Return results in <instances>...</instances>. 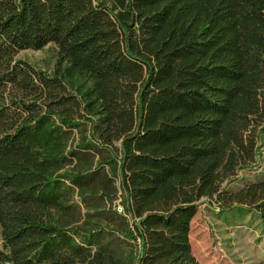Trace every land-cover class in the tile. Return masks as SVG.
<instances>
[{"label":"trees","instance_id":"obj_1","mask_svg":"<svg viewBox=\"0 0 264 264\" xmlns=\"http://www.w3.org/2000/svg\"><path fill=\"white\" fill-rule=\"evenodd\" d=\"M263 146L264 0H0V264H200L203 198L264 231L222 188Z\"/></svg>","mask_w":264,"mask_h":264},{"label":"rangeland","instance_id":"obj_2","mask_svg":"<svg viewBox=\"0 0 264 264\" xmlns=\"http://www.w3.org/2000/svg\"><path fill=\"white\" fill-rule=\"evenodd\" d=\"M57 56L56 45L48 44L40 50H23L17 57L50 73L54 69ZM77 138L78 133L75 132V139ZM262 151L264 152V146ZM262 179L264 157L256 169L240 170L225 179L222 188L234 191ZM119 202L120 200L116 201L118 210L121 208ZM216 209V202L203 198L191 222L190 241L199 263L264 264V231L258 216L247 211L234 216L224 213L223 218Z\"/></svg>","mask_w":264,"mask_h":264},{"label":"built area","instance_id":"obj_3","mask_svg":"<svg viewBox=\"0 0 264 264\" xmlns=\"http://www.w3.org/2000/svg\"><path fill=\"white\" fill-rule=\"evenodd\" d=\"M122 210V208H119V211H121Z\"/></svg>","mask_w":264,"mask_h":264}]
</instances>
